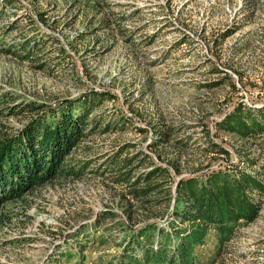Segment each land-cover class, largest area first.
Returning a JSON list of instances; mask_svg holds the SVG:
<instances>
[{
  "label": "rangeland",
  "instance_id": "rangeland-1",
  "mask_svg": "<svg viewBox=\"0 0 264 264\" xmlns=\"http://www.w3.org/2000/svg\"><path fill=\"white\" fill-rule=\"evenodd\" d=\"M27 39L33 51L22 57ZM87 91L115 97L95 112L109 131L69 156L88 163L81 177L0 202V264L117 260L132 225L163 208L115 181L110 164L121 146L133 155L130 177L161 166L175 183L239 164L264 181V132L241 137L221 124L241 104L264 107V0H0V93L57 104ZM32 115L0 116L8 124L0 136ZM256 198L259 216L241 221L230 241L221 245L210 230L197 247L204 264H264V194Z\"/></svg>",
  "mask_w": 264,
  "mask_h": 264
},
{
  "label": "trees",
  "instance_id": "trees-1",
  "mask_svg": "<svg viewBox=\"0 0 264 264\" xmlns=\"http://www.w3.org/2000/svg\"><path fill=\"white\" fill-rule=\"evenodd\" d=\"M25 41L20 45V51L25 50L19 53L22 57L33 51L31 39ZM114 98L104 91H87L76 98L48 104L32 100L18 102L14 96L9 94L8 98L7 94L0 93V116L33 113L22 128L12 130L9 124V132L1 131L0 202L23 199L35 187L56 179L81 177L88 163H71L69 156L94 133L109 131V124L106 122L101 127L102 116L95 112ZM123 123L116 121L120 126L125 125ZM221 124L241 137L261 134L264 107L241 104ZM0 125L8 128L2 121ZM163 135H167L166 132ZM210 145L228 154L216 143ZM127 148L121 146L119 157L110 164L115 181L124 179L131 185L135 199L142 198L151 204L148 206L164 209L159 214L148 215L150 221L141 227L132 225L127 231L129 237L118 242L122 250L117 260L109 264H204L197 247L204 243L211 229L224 245L232 239L241 221L253 222L259 216L262 202L257 200L256 194H264V181L239 164L234 168L222 166L198 175L182 176L171 183L167 178L170 170L161 166L130 177L131 172L124 168L132 164L133 155L122 156ZM253 163L251 160L248 164L253 166ZM172 165L176 173H180L179 166L175 162ZM151 194L159 196L148 198ZM165 216V223L161 224ZM87 239L93 241L92 237ZM77 243L83 251L87 249V241L77 240ZM69 257V254L65 256L66 262ZM50 264L65 263L54 259ZM76 264L86 263L83 259Z\"/></svg>",
  "mask_w": 264,
  "mask_h": 264
}]
</instances>
